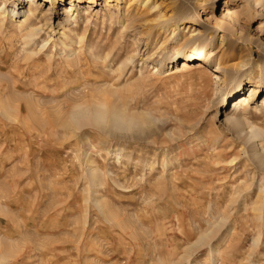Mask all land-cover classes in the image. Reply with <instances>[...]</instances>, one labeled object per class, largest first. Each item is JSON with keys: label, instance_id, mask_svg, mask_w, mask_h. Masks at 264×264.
Returning a JSON list of instances; mask_svg holds the SVG:
<instances>
[{"label": "rangeland", "instance_id": "obj_1", "mask_svg": "<svg viewBox=\"0 0 264 264\" xmlns=\"http://www.w3.org/2000/svg\"><path fill=\"white\" fill-rule=\"evenodd\" d=\"M31 3L0 0V264H264V0Z\"/></svg>", "mask_w": 264, "mask_h": 264}, {"label": "bare ground", "instance_id": "obj_2", "mask_svg": "<svg viewBox=\"0 0 264 264\" xmlns=\"http://www.w3.org/2000/svg\"><path fill=\"white\" fill-rule=\"evenodd\" d=\"M29 2V6L27 8V12H31L32 9H36L35 7L32 8L33 6L31 5L32 3V0H27ZM44 1H47V2H50L51 4L54 2V0H44ZM92 1V0H91ZM10 12L11 13H16L14 11V9H10ZM23 22V21H22ZM31 34V33H30ZM213 53H212V50L209 48V47H203L202 45H200V47H196V48H193V50H191L187 56H185L184 59H180L178 62L180 63V67L184 68L185 69H192V67H195V64H198L200 63L199 61H197L196 59L198 58H202L203 61H207L209 62L210 58L212 57ZM193 59V60H191ZM220 67V66H219ZM214 70V71H217L218 68ZM157 69V68H156ZM220 70V69H219ZM193 72V71H192ZM202 72V71H201ZM199 72V73H201ZM204 73V72H203ZM253 98V93H252V88L250 89V92L249 93H239V95L237 97H235V99H233L231 102H232V107H235V105L237 106L238 104L240 105H247L251 102V99ZM261 103H264V97L262 98V102ZM102 110V109H101ZM93 111H96V110H93ZM76 113V112H75ZM96 114V113H95ZM80 115V114H79ZM78 115V116H79ZM101 114L97 113L95 115V119H99L100 120V116ZM116 116V115H115ZM74 117V116H73ZM88 117V115H87ZM86 117V118H87ZM118 118V117H117ZM71 119V118H70ZM102 119V117H101ZM76 119H73V121H75ZM77 121V120H76ZM89 121V120H88ZM95 121V120H94ZM74 123V122H73ZM123 123V122H122ZM126 123V122H125ZM113 124V123H112ZM116 126V125H115Z\"/></svg>", "mask_w": 264, "mask_h": 264}]
</instances>
